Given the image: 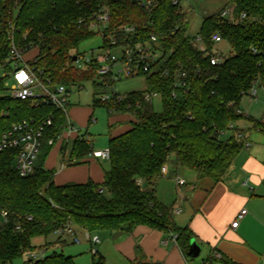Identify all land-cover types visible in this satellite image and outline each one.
I'll list each match as a JSON object with an SVG mask.
<instances>
[{"label":"trees","instance_id":"obj_1","mask_svg":"<svg viewBox=\"0 0 264 264\" xmlns=\"http://www.w3.org/2000/svg\"><path fill=\"white\" fill-rule=\"evenodd\" d=\"M141 1L0 0V137L13 123L54 115L53 125L42 136L43 153L47 155L57 143L64 150L71 141V164L79 163L92 149L84 135L57 139L65 127L63 111L46 105L34 108L29 101L4 93L2 73L10 68L11 41L24 59L34 50L27 61L53 83L65 86L85 81L104 86L95 73L96 62L80 68L73 60L82 54L80 43L100 35L77 28L76 20L103 7L109 19L100 35L101 47L143 42L154 34L162 51L148 71L137 74L145 77V90L112 91L106 101H92L94 108L102 107L108 115L130 116L128 129L109 137V169L102 183L88 180L57 185L52 180L54 171L43 166L45 157L36 161L29 176L21 177L14 165L17 149L0 152V264L23 254L28 255L25 264H75L63 253L38 259L29 255L37 249L34 238L46 239L67 224L90 234H129L136 226L147 225L176 235V244L187 252L194 234L174 224L170 208L158 201L152 182L162 175L161 167L171 154L178 167L193 170L198 178L219 181L242 148L237 133L224 140L221 134L231 129L230 124L247 118L236 111L242 97L250 94L256 82L264 86V0H228L233 20L220 13L207 16L194 37L186 32L189 15L179 7L180 0H151L146 7ZM125 26L135 27L136 32L125 33ZM214 34L231 48L230 55H220L223 62L219 65L209 61L210 55H217L212 51ZM198 36L209 55L194 46ZM104 80L113 86L114 82ZM180 80L185 81L183 87L177 85ZM152 94L161 98L159 112L146 98ZM50 137L54 138L52 145L47 144ZM92 264H104L103 258H93Z\"/></svg>","mask_w":264,"mask_h":264},{"label":"crops","instance_id":"obj_2","mask_svg":"<svg viewBox=\"0 0 264 264\" xmlns=\"http://www.w3.org/2000/svg\"><path fill=\"white\" fill-rule=\"evenodd\" d=\"M252 92L257 93L256 89ZM250 100H253L252 96ZM94 109L92 104L71 107L67 114L70 121L76 122L77 132L68 134L64 131L63 137L73 140L77 135H84L90 142L87 128L94 121ZM239 109L247 118L238 120L232 124V129L225 132L230 133L229 136L237 133L238 137L241 134L238 138L243 140V146L219 181L198 178L195 173L180 169L171 160L166 163L167 173L152 182L159 202L170 210L174 205L180 206L178 213H171L172 220L177 227H187L194 234L201 246L199 255L188 257L176 244L174 234L167 230L138 225L123 237L118 232L108 231L91 234L100 239L102 253L98 256L103 258L104 264H115L109 262L105 251L107 242L114 246L123 260L122 264L137 261L149 264H264V109L260 110L259 114H262L259 119L244 112L240 104ZM107 116L108 140L110 135H118L128 129V114L107 113ZM256 123L259 126L255 127ZM83 128L86 131H82ZM108 140L104 148L108 147ZM70 143L64 150H61V143L55 144L44 159L43 166L54 171V183H85L88 180L102 183L105 171L109 169V160L88 154L79 163L71 164L74 159L71 158ZM90 146L93 150L101 149L94 148L91 142ZM60 156L62 165L57 170ZM177 178L185 182L180 187ZM242 209L246 213L236 227H231ZM75 228L86 238L87 231ZM99 234H102V238ZM54 235L56 242L66 243V237ZM88 245L91 248L93 243L88 240ZM66 256L74 260L71 254Z\"/></svg>","mask_w":264,"mask_h":264},{"label":"built area","instance_id":"obj_3","mask_svg":"<svg viewBox=\"0 0 264 264\" xmlns=\"http://www.w3.org/2000/svg\"><path fill=\"white\" fill-rule=\"evenodd\" d=\"M177 3V0L173 1ZM142 7H146L151 4V0H142L140 2ZM225 14V11L222 15ZM244 17V14L241 15ZM109 19V11L106 7L98 9L97 11L81 16L76 20V27L79 29H86L89 31H99L100 35L103 34V28L107 24ZM125 33L136 32L135 27L125 26L123 28ZM214 42L221 41L222 39L218 34H214L211 38ZM114 40L111 41V45H115ZM196 48L209 55L206 46L202 42V39L198 36L193 41ZM102 49L97 53H91V55L81 54L76 56L75 64L77 67H83L85 64L96 62L95 73L100 76L99 81H103L104 86H108L109 81L116 82L122 77L128 78L137 75L141 71H148L150 65L154 63L162 54L161 46L158 42L157 36L150 35V38L143 42H136L134 44H120L114 47H101ZM10 68L7 72L2 73L4 77V86L7 87V95L15 100H27L34 108H38L42 105L51 106L55 110H61L65 114V127L62 132L57 136V139L63 138L64 131L67 133L77 132V128L70 121L67 110L65 108L68 102V90L65 85L53 83L51 78L46 76L40 68H37L31 61H27L23 58L20 49L11 41L9 49ZM209 61L212 65H219L223 62V57L218 55H210ZM184 73L181 74V77ZM180 87L185 85V81L180 80L177 84ZM116 90L113 89V92ZM178 91L176 90L173 95ZM110 93H101L96 98L101 101L109 99ZM147 99L150 96L146 95ZM238 114L243 112L238 108ZM54 115H47L35 119H24L20 122L13 123L8 129H6L0 137V152L4 149H17V155L14 160L15 168L17 169L21 177L29 176L36 164L37 154L42 145V136L47 127L52 126L54 123ZM233 125L230 124L232 129ZM81 137V136H79ZM87 138H89L86 135ZM241 137V134H238ZM47 144H54V138L47 139ZM90 156L109 160L110 150L108 147L104 149L91 150ZM167 173L166 163L161 167V174ZM184 180L177 178L178 186L184 184ZM172 213H178L180 211L179 205H174L171 209ZM246 213L245 209H242L232 221L231 227H236L239 223V219ZM6 212L1 213L3 221H6ZM56 235L64 237L69 235L72 237V241L78 243L79 237L76 234L75 227L72 224H67L65 227L55 230ZM176 235H173L175 240ZM86 239L95 244L99 242L98 236H92L89 232H86ZM92 254H96V250L92 249ZM30 257L35 258V253H30Z\"/></svg>","mask_w":264,"mask_h":264},{"label":"rangeland","instance_id":"obj_4","mask_svg":"<svg viewBox=\"0 0 264 264\" xmlns=\"http://www.w3.org/2000/svg\"><path fill=\"white\" fill-rule=\"evenodd\" d=\"M179 7L187 12L189 15L186 32L189 36L194 37L198 34L201 23L203 19L207 16L214 14H222L225 11L223 16L224 19L233 20L232 15V5L228 0H180ZM101 48V36L96 34L90 39H87L80 43L79 51L85 55H91V53H97ZM212 51L218 56L222 55L223 57L231 54V48L225 40L215 42L212 48ZM35 51L31 50L24 55L25 59L31 57ZM221 56V57H222ZM69 92L68 102L65 106L66 110L69 111L71 107L75 105H91L94 98H96L101 93H111L116 90L119 93H128L131 91H143L146 89V80L143 75H135L132 77H122L119 81L114 82L113 86H94L91 81L81 82L78 85H69L66 86ZM257 93L244 95L240 101V107L247 112L249 115L253 116L256 119L261 117L259 114L260 110L264 109V87H262L259 82H256L254 85ZM4 93L7 94V87H5ZM252 96L253 100H250ZM150 101L153 106V110L159 112L162 110L161 98L159 95L152 94L150 95ZM259 114V115H258ZM94 121L90 123L87 128V132L90 135V142L94 145V148H101L107 145L108 140V122L109 118L107 112L102 107H96L93 112ZM72 121V120H71ZM74 125H77L75 121H72ZM82 131H86V128H83ZM230 133L221 134V139L228 138ZM44 149L41 147L38 154L37 160L44 159ZM44 155V156H43ZM64 163L66 165L67 155L64 156ZM175 160V156L171 154L169 156L168 162ZM62 158H58L57 170L61 168ZM180 169L194 173L193 170L179 167ZM54 180V176L53 179ZM74 226V225H73ZM75 227V226H74ZM76 230L77 236L80 238V243H75L72 241V237L65 235L66 243L60 244L56 242V236L50 234L45 238L36 237L32 240L33 244L37 246L35 250V259L41 258L43 256L49 255L53 252L63 253L64 255L74 256V261L76 264H92L93 258L97 257L102 253L100 239L98 243L92 245V249L96 250V256L92 254L91 248L88 245V240L83 236V233L80 230ZM106 234V232H103ZM102 234H99L101 236ZM122 237L126 234H120ZM95 236V235H92ZM50 242L49 245L45 247V243ZM105 251L108 254L109 262H114L115 264H122L123 260L118 255L114 246L111 242H107L105 245ZM28 258L27 254H23L20 257L14 258L11 263L6 264H25L26 259ZM125 264V263H124Z\"/></svg>","mask_w":264,"mask_h":264},{"label":"water","instance_id":"obj_5","mask_svg":"<svg viewBox=\"0 0 264 264\" xmlns=\"http://www.w3.org/2000/svg\"><path fill=\"white\" fill-rule=\"evenodd\" d=\"M76 56L73 57V60H75ZM201 251L200 244L196 241L195 238H192L189 243V248L186 252V255L188 257H197Z\"/></svg>","mask_w":264,"mask_h":264}]
</instances>
